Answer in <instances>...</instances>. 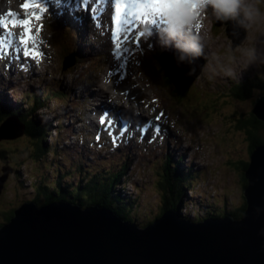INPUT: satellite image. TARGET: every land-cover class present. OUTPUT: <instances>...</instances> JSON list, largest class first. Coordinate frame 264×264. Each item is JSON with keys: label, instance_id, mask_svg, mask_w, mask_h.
Masks as SVG:
<instances>
[{"label": "rangeland", "instance_id": "rangeland-1", "mask_svg": "<svg viewBox=\"0 0 264 264\" xmlns=\"http://www.w3.org/2000/svg\"><path fill=\"white\" fill-rule=\"evenodd\" d=\"M259 7L264 9V0H260ZM204 18L208 24L203 33L204 40L207 43H201L205 44L207 57L206 55L204 56L205 63L202 66L198 64L197 70L199 74L194 77L193 84L182 98L177 97L169 88L162 86L163 81L160 75L152 72L147 73V79H150L153 91L145 88L134 77L133 65L129 67L130 73L127 81H131L136 88L141 89L143 96L158 98L159 104L155 102L157 100L155 99V101L150 102V105L154 107L155 113L163 114L162 124H164V127L161 128L160 133L162 134L155 141L142 140L143 136L138 135L137 140H133L137 144L125 141L124 145L128 146L126 148L129 151L125 150L123 152L119 147V143L107 146V148H103V144H97L98 149H103L94 151L91 142L86 141L85 145H83L79 137L75 136V133H77L75 127L78 124L76 121L73 122L76 117L75 109L77 108L75 107H79L82 104V98H79V103L72 104L73 100L70 95L68 96V101L53 99L48 106L42 107L37 111L38 114L44 117L52 118L54 129L48 132L49 134L44 137V140L48 144L58 145L59 155L56 158L54 157V160H50L49 156L47 160L39 161L38 165L37 163H31L26 155L19 156V149L21 148L31 152L29 151L30 145L24 142L26 140L29 141V139L23 135L15 139L0 140V151L4 147L7 148L5 154L1 156L0 153V177H3L5 182L0 195V223L5 222L2 214L9 213L10 210L18 207L22 202L31 201L34 197H38L41 204L47 199V192L45 193L42 188L39 189L37 183L40 179H45V176L47 182L50 183L59 179L61 183L63 182V185H68L69 183L68 188L71 189V187L77 185L80 187L84 185L87 172H91V176H94L95 172L98 169L100 171L103 167H106V171L109 173H114L116 172L115 169L127 166L126 176L123 178L124 182L118 186V190H121L125 195H121L122 197L138 198V205L133 211L135 213L133 221L140 226H144L161 213L160 203L162 204V199L160 192L158 193L157 172L160 170L164 157H167L170 151L176 157L184 155L183 162L186 165L193 164V166L197 167L194 170L199 171L197 184L194 188L192 187L191 191H186L185 208L184 210L181 209L183 214L195 220V216L202 217L209 212V209L215 211L212 213H218L219 211L221 213V210H232L242 203L244 200L241 182L242 172L237 167L241 168L243 162L250 159V141L247 138L246 129L238 125V119L250 115L255 105L254 102L261 91L253 90L249 97L241 99L229 93V88L234 81L233 79L235 77L238 78L239 75L249 77L253 73L264 75V65L254 63L247 68H243L245 60L242 56V51L249 48L254 41L264 42V24L256 29H250L247 37L240 44L233 47V40L227 33L228 25H216L212 28L214 21L217 20L207 13ZM233 22L236 24L235 21ZM48 24L51 25L50 22ZM45 26L46 22H44V28ZM45 34L49 37L46 28ZM46 43H49L47 39ZM52 46L54 48L51 47L52 49H50L48 55L51 58L48 63L50 75H46L45 71L44 75L46 78H52L53 74H57L55 77L61 83H58L56 79L54 81L50 79L36 81L32 73L20 80L12 76L13 74L10 76V71H7L2 65H0V81L6 84L7 82L16 83L23 80L22 82L25 86H33V88L34 86L41 88L43 83L62 85L68 88L71 86V88L76 89L74 91L76 95H82V93H86L88 88L95 90L93 87L86 86L83 82L77 85L74 84L81 77V74L84 73L86 77L93 78L96 76V80H90L96 88L99 86L103 87L99 84V79L104 76L110 66L109 64L112 63L110 59L105 63L104 58L101 57L97 61L85 64L84 68L78 66L68 72L67 70L60 71L56 47L53 44ZM61 52L62 50H60ZM215 52H218L217 57L220 58V63L212 61L213 53ZM169 55L170 60L174 62V65H177L180 72L187 70L186 59L181 61V55L178 53L177 59L172 52ZM106 56L109 57L108 52ZM197 58L200 63L202 59L200 57ZM74 66L75 63L72 67ZM222 67H225V69L235 67L238 70L245 69L246 71L238 72L235 77H232L227 75L224 69L219 72ZM11 70L13 71V69ZM211 70L214 72L212 73ZM256 70L263 72H255ZM136 74L144 79L141 74ZM123 81L126 82L125 79ZM110 82H112V79ZM17 88L15 92H13L14 90L6 91L8 98L11 102L17 101V103L24 105L27 103V100H24L27 88H19V86ZM115 94L121 95V91ZM131 94L135 96L130 100L129 96ZM131 94L127 98L122 95L121 97L124 100H130L134 107L139 106L145 113H150L149 110H152V107H145L140 102L141 97L137 96L135 92H131ZM171 96H173V99ZM48 107H50L51 111L47 110ZM62 110H69V115L71 111L72 117H69V115V118L61 116ZM137 114L142 118L140 113ZM149 119L151 118L149 117ZM261 135L264 138V130L261 131ZM96 141L98 143L102 142L101 140ZM77 146L84 151L85 155L78 154L75 157L64 155L61 157V153L67 148L71 147L69 149H72L77 148ZM122 152L123 155L120 156L119 154ZM17 157L20 165H17L16 170ZM48 161H50L51 165L57 163L61 169L57 168V170H54L52 168V173L46 172L51 168ZM41 162L48 164L43 167ZM11 165L14 167L11 168V173L7 175L8 177L5 178L4 168H7L6 166L9 168ZM70 168L75 172H69ZM66 170L68 171L67 174L64 173ZM100 174H104V172H100ZM83 189L80 188L81 191Z\"/></svg>", "mask_w": 264, "mask_h": 264}, {"label": "water", "instance_id": "water-1", "mask_svg": "<svg viewBox=\"0 0 264 264\" xmlns=\"http://www.w3.org/2000/svg\"><path fill=\"white\" fill-rule=\"evenodd\" d=\"M228 34L234 46L245 38L243 29L229 27ZM186 61L185 72L170 58L162 62L165 75L182 91L190 88L203 64L196 66L191 56ZM253 113L264 121V95ZM0 126V140L24 131L11 116ZM4 172L7 178L11 169ZM246 178L247 208L238 220L226 216L194 223L170 208L140 227L105 205L23 202L0 225V264H264V144L251 154ZM4 183L0 177V195Z\"/></svg>", "mask_w": 264, "mask_h": 264}, {"label": "trees", "instance_id": "trees-1", "mask_svg": "<svg viewBox=\"0 0 264 264\" xmlns=\"http://www.w3.org/2000/svg\"><path fill=\"white\" fill-rule=\"evenodd\" d=\"M52 26L55 30L58 29L67 32V29L61 27L59 23H55ZM62 43H64V41ZM62 43L60 44V47L62 46ZM75 51L76 53H79V51L77 50ZM158 58L159 57L157 56L156 53L152 57V59L149 60L148 63L150 64L148 66L151 68L152 70L151 72L154 74H159L165 80L163 86L169 88V90H171L172 93H175L177 97L182 98L185 95V93H183V91L181 90H177L174 86L170 87L171 83L163 75L164 69L161 66ZM262 88H264V75L255 74L253 77H249L245 80L233 81L232 85L229 88V93H232L238 98L244 99L246 97H249L253 90H259ZM46 100H49V97L47 96H43L42 98L37 97L35 104L37 106L42 105L46 103ZM9 105L10 104L3 97H0V120L3 117H6L9 113L18 115L26 125L25 131L28 134V136L37 140L35 142L37 145L39 144V142H41V145L43 147L42 151L44 152L46 150V146H45L46 141L44 140V137H46L45 133L49 131L48 129L49 124L43 123L40 119H38L35 116L34 112L29 108L24 109L21 105L20 107L18 106L10 107ZM238 125L246 129L247 138L250 141L249 151L252 154L256 146L260 144H264V138L261 135V131L264 130V121L258 119L254 115L252 110L250 115L238 119ZM2 149L3 150L0 151L1 156L2 154L6 153L7 148L4 147ZM180 165L181 164L178 161H172L170 164H167V162H163L161 169L157 172L158 175L157 187H158V193L160 192L161 195L162 204L160 203L161 213L159 215H156L154 218L160 217L165 210L170 208L177 210L179 214L181 213L180 214L181 217H183L181 209L186 196L185 188L195 183L197 175L192 171L193 170L192 167L183 168ZM248 165H249V161H244L241 168L237 167V169L241 170L242 172L241 182H242L243 191L245 190L248 184L246 178V169ZM126 167L127 166H122L121 169L116 170V172L114 173H109L108 171H106V167H103L100 169V171L98 169L95 172L94 176H91L92 174L90 172L88 176H85L87 183L83 191L78 193L75 192L80 190V187H76V188L71 187V189H69L68 188L69 184L63 185V182L62 183L58 182L55 185H52L51 183H47L46 180H42L40 182L45 186L43 189L45 193L49 186L50 188L53 189V192L46 193L49 200H53L54 198H66L69 200L71 199L73 202L74 201L80 202L82 205H90L94 203L105 205L110 209H112L113 211H115L125 220L133 221L134 220L133 216L135 215L133 211H135L134 208L137 207L138 202L133 199L131 200V198L122 197L121 190H116V187L123 182V178L126 176L125 174ZM80 171L82 172V170ZM100 172H104V174H100ZM193 173L196 176L193 175ZM38 187L40 189L43 186L40 185ZM64 191L68 192V194L63 195V193L61 192ZM54 193H61V195L57 196ZM69 194H72V197L69 196L70 197L69 198L68 197ZM243 198L244 200L242 201V203H240V205L234 208V211L221 210L222 212L219 213L220 212L219 211L218 213L221 215L228 214V215H232L235 218H241V216L244 214L247 208L246 198L245 197ZM36 200L39 199L36 197ZM208 211L209 212H207L203 216V218L219 216L218 213H212L215 212L212 209H209ZM10 212L2 214L5 221L8 220ZM203 218L195 217V220H199ZM153 219L150 220L149 222L153 221ZM1 224L2 223H0V225Z\"/></svg>", "mask_w": 264, "mask_h": 264}, {"label": "bare ground", "instance_id": "bare-ground-1", "mask_svg": "<svg viewBox=\"0 0 264 264\" xmlns=\"http://www.w3.org/2000/svg\"><path fill=\"white\" fill-rule=\"evenodd\" d=\"M58 1L60 2L59 9H62L64 6L67 5L68 11L65 14V18L66 19L71 21V18H74V19L78 18L79 10H80L79 5H80L81 0H46L47 4L49 6H53ZM94 1L97 2V0H94ZM25 3H26V1H20V0L19 1L18 0H0V18H8V19L32 18V14H31L32 10H31V8L24 9L22 7V5H24ZM9 12L14 13L15 16L8 17V13ZM203 12H204V9L201 7V4H199L197 12L194 14L196 17H198V19L195 22L194 28H191V26H189L188 28L185 29V28L179 26V23H178V26H174L173 22H166L167 19H165V18L161 19V20H165L163 24L165 26L167 25V28H162L161 29L163 32H167V29H168V32L166 33L167 38H168L167 42L172 43L174 40H177L176 44H177V42L180 43V44L184 43L185 40H186V33H190L192 31H195L196 34L201 35V37H202L201 42H206L204 40L203 33H204L205 27H207L208 24L206 23V21H204V18L202 16ZM208 13L211 16H213L210 8L208 9ZM190 15H193V14H190ZM105 19H106V21L103 24H99L98 22H96L94 20L93 9L90 8L88 21L86 23L84 22V28L81 31L84 33V38L85 39H88V36L90 37V40H91L92 46H93V49H91V50H92V52L94 53L95 56H104L105 57V55L108 52L109 57L106 56V60L110 59V60H114V62H113V64L111 66H109L107 68V71L104 74V76H102L101 79H99L100 80L99 84H101L103 87L99 86L95 90H92L91 88H88L86 90V93H82V95L80 94L79 96L83 97L86 100H92V104L89 107V110L97 109V108H99L102 105L112 106V107H121V106L126 105L128 108L131 109V112H130L131 113V118H130V123H129L126 131H125V134L136 135L137 132H138V129L136 128V126L144 125V124H146L148 122L145 121V120H141L136 125H133L132 123H133V119H134V115L135 114L140 113V115L143 118H144V116H148V117H150L152 119V121H150V123L148 125L149 129H151V126H153L155 123L162 122L163 117L161 116V118L159 120H156L155 118L157 116H160V114L159 113H155L154 112V108L150 105V101H146L145 100V99L148 98V96L147 95H146V97H145V95L143 96L141 94L143 92L141 89L136 88V86L134 84H132L131 81H129V80L127 81V79H129L128 76H129V73H130L129 67L131 65H133V71H134L135 64L138 61H137V59L131 58V56L129 57L127 54L122 52V55L120 56V59L124 60V61H122L120 63V60L116 56L115 46L113 45L112 40L109 37V30H110L111 27L109 26V24L107 22V17ZM72 23H74V20H72ZM81 23H82V21L79 22L80 26H81ZM150 25L151 24H148L145 27L148 28ZM126 27H129L130 29L133 30V25L126 26ZM32 28H33L32 35L34 37V41H31L29 43V47L37 49L41 53L42 52L49 53L48 50H50V47H48V45L46 43L45 35L43 34V31H42V29L39 26V21L35 20L34 18L32 19ZM155 31L156 32L158 31V27L157 26L155 27ZM9 32H11V35H9ZM22 33H23V29L20 28V27L12 28L11 25H10L9 29H7V30H5V29L0 27V41H3V42H0V44L5 45V43L10 39V37L13 34L14 35L12 36V38L16 37L17 35L19 37H21ZM86 33H88V36L87 35L85 36ZM172 33H178V34L177 35H173ZM95 35H98V36L95 37ZM18 39L20 40V38H18ZM143 41H145V39ZM100 42L102 44L104 43V46H105L104 49H102L101 46H103V45H101ZM78 45H79V43H78ZM203 45L205 46V44H203ZM21 48H23V51H24V45L23 46L21 45ZM171 49H172V51H174L175 48L172 46ZM0 50H1V52H0V65H2V66L7 65L8 67H10V69H13L15 72H18V69L22 68V66L23 67L27 66L28 65V61H29L30 65L32 67H41L47 61V57L45 55L44 56L41 55L40 57H38L35 60H33V59H30V58H24L22 54L20 55V57H17L15 54H13L14 57H12V58L9 57V59L6 60V59H4L3 56H1V54H6V50H2L1 48H0ZM118 52H120V50H118ZM217 53L218 52L213 53V60L212 61H214L215 63H220L219 62L220 58L217 57ZM174 54L176 55V59H177V57H178L177 51H174ZM216 67H217V65H216ZM222 69H225V68H223V67L220 68L219 72L222 71ZM212 70H211V72L213 73L214 71H212ZM45 74L46 75H50V72H49L48 68L45 69ZM54 77L55 76H53L52 78H54ZM134 77L145 88H149V90L152 88V86L149 84V81L145 80V78L144 79L140 78L136 74V72H135ZM31 79H33V78H31ZM89 79L90 80L91 79L92 80H94V79L96 80V76L93 77V78L91 77ZM111 79H112V82L109 83V81ZM124 79L126 80V82L123 81ZM80 82H83V80L80 79L79 81L75 82V84L77 85ZM124 85H126V86H124ZM104 88H105L106 92H105ZM67 90L69 92H72L73 94H75L74 91L76 89L75 88H71V86H69V88ZM120 91H121V95L123 97H126V98L131 94V92H135L137 94V96L141 97V101L140 102L142 104H144L145 107L146 106L152 107V110H149L150 111V113H149V112H147L144 109L147 112V113H145L143 111V109H141L139 106L134 107L130 100L135 95L131 94L129 96L130 100H128V99L124 100L121 97V95L115 94V93H119ZM115 99H118V100H115ZM61 116L65 117V118H69V117H72V114L70 112L69 117H68V115L66 116L64 114H62ZM158 136H159V134L155 135L153 133V130L150 131V139L151 140H156V138ZM134 143L137 144L135 141H134ZM77 148H78V146H77ZM193 175H195V174H193ZM116 189L118 190V186L116 187ZM33 200L36 201V197H34ZM238 219L239 218H235V220H238Z\"/></svg>", "mask_w": 264, "mask_h": 264}, {"label": "snow or ice", "instance_id": "snow-or-ice-1", "mask_svg": "<svg viewBox=\"0 0 264 264\" xmlns=\"http://www.w3.org/2000/svg\"><path fill=\"white\" fill-rule=\"evenodd\" d=\"M201 0H115V15L111 17V23L114 25L113 31L111 33L112 43L116 48L123 47L119 41L123 38L121 33L128 32L129 27L133 23H143L145 25L152 24L155 25L159 20L165 18L167 14L166 22L180 23L182 17L185 14H195L197 12L198 6ZM24 9L29 8H40L39 3H25L22 5ZM15 16L14 13L9 12L8 17ZM40 20L41 16L37 15L35 12L32 13V18H0V27L7 30L11 25L12 28L20 27L23 29V33L20 38L21 44L24 45L23 57L35 60L40 57L42 53L34 48L29 47V43L34 41L32 35V19ZM11 35V32H9ZM143 33H141V36ZM128 42L127 40L125 41ZM163 114L157 116L155 119L159 120ZM108 113H104L99 118V124L105 125L113 124L114 121L111 119L106 120ZM154 130L155 133L159 134L161 129L158 125H154L150 131ZM100 137H97L99 140ZM115 143V141H112Z\"/></svg>", "mask_w": 264, "mask_h": 264}, {"label": "clouds", "instance_id": "clouds-1", "mask_svg": "<svg viewBox=\"0 0 264 264\" xmlns=\"http://www.w3.org/2000/svg\"><path fill=\"white\" fill-rule=\"evenodd\" d=\"M260 0H201V7L205 10L211 9L215 19L223 24H229L235 21L236 24L244 30L245 37L250 29H256L264 24V9L259 7ZM198 19L195 15L185 14L179 26L183 28H194ZM177 35L178 33H172ZM202 37L192 31L186 33L184 43L178 45L182 55L180 60L183 61L186 56L193 58L204 55ZM245 63L243 68H247L251 64L264 65V42L254 41L252 45L242 51ZM234 60V58H233ZM194 61H190L192 63ZM193 68L189 67V74H192ZM227 75L235 77L238 73L235 67L224 69ZM240 71V70H239Z\"/></svg>", "mask_w": 264, "mask_h": 264}]
</instances>
